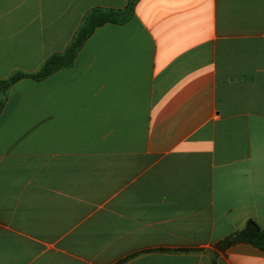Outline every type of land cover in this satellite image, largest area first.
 I'll return each instance as SVG.
<instances>
[{
    "label": "crops",
    "instance_id": "0c3cea01",
    "mask_svg": "<svg viewBox=\"0 0 264 264\" xmlns=\"http://www.w3.org/2000/svg\"><path fill=\"white\" fill-rule=\"evenodd\" d=\"M126 4L0 0V80ZM248 220L264 229V0H139L70 69L9 89L0 264H264L216 249Z\"/></svg>",
    "mask_w": 264,
    "mask_h": 264
},
{
    "label": "trees",
    "instance_id": "16d2710c",
    "mask_svg": "<svg viewBox=\"0 0 264 264\" xmlns=\"http://www.w3.org/2000/svg\"><path fill=\"white\" fill-rule=\"evenodd\" d=\"M138 1L139 0H127L125 8L119 11L101 8L92 9L84 16L81 26L63 52L49 56L36 72L26 73L16 71L7 79L0 80V113L4 107L7 93L14 84L24 79L43 81L57 71L70 69L74 64L76 56L95 29L108 23L117 25L127 23L132 18L135 5ZM239 243H246L259 250H264V229L254 220H248L240 231L220 241L216 245V249L223 252L229 246ZM172 251L189 252L195 250L179 249ZM131 257L133 256L120 260L117 264H122ZM215 261L216 258L213 256L211 258V263L215 264Z\"/></svg>",
    "mask_w": 264,
    "mask_h": 264
}]
</instances>
